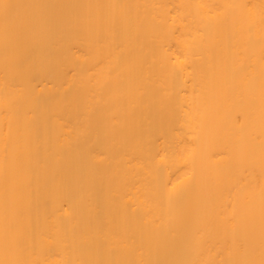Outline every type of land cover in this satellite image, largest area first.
I'll return each mask as SVG.
<instances>
[{
  "label": "bare ground",
  "instance_id": "1",
  "mask_svg": "<svg viewBox=\"0 0 264 264\" xmlns=\"http://www.w3.org/2000/svg\"><path fill=\"white\" fill-rule=\"evenodd\" d=\"M0 264H264V0H0Z\"/></svg>",
  "mask_w": 264,
  "mask_h": 264
}]
</instances>
